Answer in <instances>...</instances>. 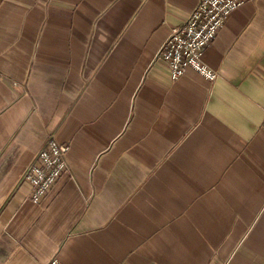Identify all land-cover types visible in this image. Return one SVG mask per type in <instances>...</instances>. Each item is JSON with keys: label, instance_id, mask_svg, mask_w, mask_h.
Instances as JSON below:
<instances>
[{"label": "crops", "instance_id": "0c3cea01", "mask_svg": "<svg viewBox=\"0 0 264 264\" xmlns=\"http://www.w3.org/2000/svg\"><path fill=\"white\" fill-rule=\"evenodd\" d=\"M198 0H0V264H264V0L176 79ZM67 170L21 179L47 136Z\"/></svg>", "mask_w": 264, "mask_h": 264}, {"label": "built area", "instance_id": "2783aa9c", "mask_svg": "<svg viewBox=\"0 0 264 264\" xmlns=\"http://www.w3.org/2000/svg\"><path fill=\"white\" fill-rule=\"evenodd\" d=\"M241 3L242 0H198L184 22L171 28L169 36L155 54L153 63L165 64L172 79L180 77L187 69L214 79L217 74L203 63L202 53L212 43L229 14ZM67 149L52 135L47 136L21 179V183L28 188L31 201L41 200L66 172ZM44 264L61 263L51 259Z\"/></svg>", "mask_w": 264, "mask_h": 264}]
</instances>
